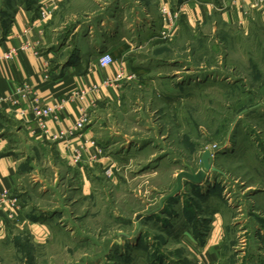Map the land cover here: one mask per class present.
Segmentation results:
<instances>
[{
    "label": "rangeland",
    "instance_id": "1",
    "mask_svg": "<svg viewBox=\"0 0 264 264\" xmlns=\"http://www.w3.org/2000/svg\"><path fill=\"white\" fill-rule=\"evenodd\" d=\"M25 1L0 0V8ZM27 1L36 8L37 0ZM56 5L51 25L59 42L87 21L86 13H106L102 1ZM183 34L158 45L146 38L142 49L133 44L132 57L150 69L127 80L118 100L88 112L114 168L96 167L86 195L76 169L62 165L51 146L40 147L14 120L0 119V134L26 157L13 193L25 217L0 218V264H192L188 243L205 232L211 213L202 209L212 199L231 208L221 264H264V21L256 18L248 32L218 27L207 40ZM217 148L218 172L184 184L158 210L176 174L186 166L201 169L202 152ZM38 218L42 231L34 233Z\"/></svg>",
    "mask_w": 264,
    "mask_h": 264
},
{
    "label": "crops",
    "instance_id": "2",
    "mask_svg": "<svg viewBox=\"0 0 264 264\" xmlns=\"http://www.w3.org/2000/svg\"><path fill=\"white\" fill-rule=\"evenodd\" d=\"M99 1L106 6V13L102 17L86 13L87 21L76 23L67 36H61L63 39L60 42L55 34L56 28L51 25L52 15L43 20L39 18L40 10L47 0H37L35 9L27 0L14 2L10 7L4 4L0 8V54L15 49L11 61L0 63V96L10 93L13 86L24 82L34 87L42 105L59 101L64 103L59 121L47 122L46 136L39 135L33 120L28 118L25 124L11 108L2 107L0 119L14 120L17 131L26 133L29 140L40 147L51 146L61 164L68 168H72L68 166L72 150L88 142L87 152L80 165L74 168L83 195L90 188L93 170L96 167L111 170L114 161L104 152L103 146L96 142L97 134L92 125L86 124L78 132L66 135L63 139L60 134L75 125L81 109L90 112L98 106L118 100L127 80L140 78L150 69L143 60L137 61V56L134 59L131 50L135 48L133 44L137 49H142L146 38L149 41L157 40L152 42L153 45L162 43L156 38L162 26L158 12L160 4H166L178 12L175 40L180 39L184 32L192 40L198 35L207 40L218 27L223 26L248 32L256 18L264 21V6L257 9V0H222V6L215 5L212 0H91L95 4H99ZM211 17H215L216 21L209 23ZM73 37L75 41L70 43ZM105 53L111 54L113 62L100 67L97 60ZM63 54L65 58L58 67L53 68L54 59H61ZM94 85L98 88L92 91ZM89 142H94L95 146ZM12 144L11 136L0 134V191H6L9 202L15 205L13 193L16 177L20 173L18 167L26 157L16 152ZM91 156L93 160L89 159ZM239 156L233 154L232 158L236 160ZM119 159H123V156H119ZM246 189L253 187L248 185ZM205 208L211 213L205 232L193 239H190L189 233L185 234L190 239V261L192 264H221L225 247L224 215L231 208L213 199L202 210ZM7 209L8 205L0 209V218H7ZM24 217V212L17 210L16 218L22 221ZM40 220L32 221L34 233L42 231Z\"/></svg>",
    "mask_w": 264,
    "mask_h": 264
},
{
    "label": "built area",
    "instance_id": "3",
    "mask_svg": "<svg viewBox=\"0 0 264 264\" xmlns=\"http://www.w3.org/2000/svg\"><path fill=\"white\" fill-rule=\"evenodd\" d=\"M58 0H47L43 4L42 9L39 13V18L41 20L52 15L55 7L57 6ZM159 18L161 20V28L158 31V36L160 42H168L174 38L178 28V12L175 9L168 7L166 4H160L158 7ZM15 54V49L0 54V63L9 62L12 60ZM113 62L111 54L105 53L102 54L97 63L100 67L109 66ZM47 66V63L45 64ZM12 91L6 95L0 96V109L2 107L11 108L12 111L22 120L25 124L28 123V118L33 120L35 123V130L39 133L40 136H46L48 132L47 122L49 120L59 121V114L64 108V103L62 102H53V104L42 105L39 98L37 97L34 87L21 82L15 86ZM97 86L92 87V91L97 90ZM87 110L81 109L78 117V121L75 125L68 129L67 131L60 134V138L66 137V135H72L75 132L81 130L86 124H88ZM31 133H34L31 130ZM86 142V141H85ZM83 142L74 148L70 155L68 166L75 168L80 165L81 159L86 151V144L88 142ZM91 146H95L94 142H89ZM89 159L93 160V156ZM8 205L6 211V217L13 220L17 213L16 203L9 202V195L6 191H0V208ZM2 222L0 219V229Z\"/></svg>",
    "mask_w": 264,
    "mask_h": 264
},
{
    "label": "water",
    "instance_id": "4",
    "mask_svg": "<svg viewBox=\"0 0 264 264\" xmlns=\"http://www.w3.org/2000/svg\"><path fill=\"white\" fill-rule=\"evenodd\" d=\"M244 110L243 112H245ZM220 150V148H217L214 152L208 149H205L201 156H200V163L202 164V168L198 170H193L190 167L186 166L185 170H181L176 174L174 181H175V187L173 190H171L169 193L162 195L159 200V208L162 207L163 201H168L174 197H176L179 192L181 191L184 184H201L204 182V180L207 178V174L210 172H218L213 164V157L217 154V152ZM142 218V215H137L136 219L139 220ZM136 229L139 228V223L135 225ZM136 233V231L131 232V234H125V233H118V239L121 237H124L126 239H130L131 236Z\"/></svg>",
    "mask_w": 264,
    "mask_h": 264
},
{
    "label": "trees",
    "instance_id": "5",
    "mask_svg": "<svg viewBox=\"0 0 264 264\" xmlns=\"http://www.w3.org/2000/svg\"><path fill=\"white\" fill-rule=\"evenodd\" d=\"M127 47V45L126 46H124L123 48L125 49ZM118 52L120 53V50H118Z\"/></svg>",
    "mask_w": 264,
    "mask_h": 264
}]
</instances>
